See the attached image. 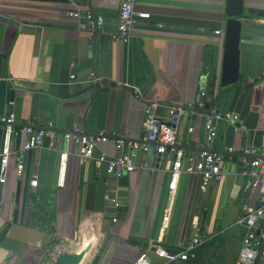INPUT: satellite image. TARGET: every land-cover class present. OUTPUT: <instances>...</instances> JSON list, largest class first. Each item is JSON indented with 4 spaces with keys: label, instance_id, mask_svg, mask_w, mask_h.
I'll list each match as a JSON object with an SVG mask.
<instances>
[{
    "label": "crops",
    "instance_id": "0c3cea01",
    "mask_svg": "<svg viewBox=\"0 0 264 264\" xmlns=\"http://www.w3.org/2000/svg\"><path fill=\"white\" fill-rule=\"evenodd\" d=\"M119 3L0 0V115L12 113L15 119L13 153L0 182V264H56L60 255L74 254H82L78 264H134L142 251L151 264H234L237 259L245 233L237 221L259 208L264 197V189L248 186L238 154L223 164L222 180L205 192L197 175L181 174L169 200L171 159L153 148L118 151L113 138L127 135L130 142L140 141L145 101L157 98L160 112L166 106L203 103L206 109L236 115L244 130L228 138L227 125H222L215 141L220 151L259 145L264 18L246 10H264V0H244L239 82L212 90L210 73L215 71L217 78L220 73L224 0H135V11L148 13L149 19L136 26L127 43L113 39ZM86 9L103 19L102 28L80 30L68 15ZM48 123L55 136L39 148L21 151L25 127ZM191 125L197 147L204 135L201 118H184L179 137L185 140ZM73 129L110 137L97 143L94 157L131 153L136 170L126 175V205L109 196L119 178L103 164L83 163L77 156V144L65 137ZM2 143L0 129V152ZM62 153H67L63 170ZM18 159L24 163L20 176ZM259 227L264 231V216ZM195 238L200 239L196 245ZM157 249L194 255L167 261ZM256 264H264V254Z\"/></svg>",
    "mask_w": 264,
    "mask_h": 264
},
{
    "label": "built area",
    "instance_id": "2783aa9c",
    "mask_svg": "<svg viewBox=\"0 0 264 264\" xmlns=\"http://www.w3.org/2000/svg\"><path fill=\"white\" fill-rule=\"evenodd\" d=\"M135 0H120L118 9V20L113 39L118 42L127 43L132 32L142 21L149 19V14L137 12L134 9ZM68 15L76 20L80 30L95 32L102 28L103 19L96 16L91 10L72 11ZM215 34H219L216 31ZM74 79V75H71ZM12 102L9 103L12 106ZM162 104L155 98L145 101L144 137L140 141L130 142L127 135H118L113 138L118 151L124 148L131 149L132 152H148L151 148L162 156L171 159L170 181L167 187V197L173 198L181 174L197 175L200 178L199 189L205 192L213 182H219L224 177L223 164L232 162L233 155H239V161L245 168L247 184L251 188L264 189V128L257 146L245 145L239 151L232 147H227L225 151L216 148L217 126L221 121L228 124L238 123V117L234 114L220 113L216 108H205L203 103H198L192 107L182 105L166 106L160 112ZM184 118H201L203 120L204 135L202 142L194 147L191 135L194 127L191 125L187 129V137L182 140L179 137V128ZM15 119L12 113L0 115V129H3V143L0 152V182L5 181V172L9 156L13 153V131ZM238 130L243 131L244 126L239 125ZM25 140L21 145V151H28L42 146L45 139H52L55 136L54 125L48 123L43 127L27 125L24 129ZM77 144V156L83 163L93 160L96 165L103 164L106 172L116 178L136 170L131 153H120L114 157L100 154L94 157V150L97 143L106 142L110 137L103 133L87 134L78 129H73L65 134ZM67 153L60 155V166L64 169ZM23 160L18 159L16 165L17 176L23 170ZM32 185L36 181L31 182ZM264 216V197L260 199V206L252 210L245 217L237 221L238 225L245 228V233L241 239L237 259L234 264H254L261 247L264 245V231L259 227ZM200 239H193L196 245ZM156 253L167 261L187 260L193 257L190 251L179 253H168L163 249H157ZM264 254V250L261 255ZM134 264H151V260L146 251L138 254Z\"/></svg>",
    "mask_w": 264,
    "mask_h": 264
},
{
    "label": "water",
    "instance_id": "95a60500",
    "mask_svg": "<svg viewBox=\"0 0 264 264\" xmlns=\"http://www.w3.org/2000/svg\"><path fill=\"white\" fill-rule=\"evenodd\" d=\"M41 1H54V2H67V0H41ZM244 0H224V15L226 17L225 27L223 31L222 52L220 58V73L218 77V86L226 88L236 85L239 82V57H240V33L242 28V18L244 16ZM247 13L255 14L257 17L264 18V10L247 9ZM210 57L207 55L202 69L203 82L200 87L201 93L204 90V82L206 80L207 68L209 65ZM227 125L226 133L228 138H232L238 128V123L228 124L221 121L217 126V139L221 133L222 125ZM241 164V163H239ZM127 174L123 175L117 180V190L110 192L109 196L118 201V205H126L128 201V182ZM264 245L258 253L255 263L260 257ZM82 258V254L74 255H60L56 264H78Z\"/></svg>",
    "mask_w": 264,
    "mask_h": 264
},
{
    "label": "trees",
    "instance_id": "16d2710c",
    "mask_svg": "<svg viewBox=\"0 0 264 264\" xmlns=\"http://www.w3.org/2000/svg\"><path fill=\"white\" fill-rule=\"evenodd\" d=\"M217 81H218V78H217L215 71H211L210 76H209V81H208V87L210 90H212L213 88L219 87Z\"/></svg>",
    "mask_w": 264,
    "mask_h": 264
}]
</instances>
